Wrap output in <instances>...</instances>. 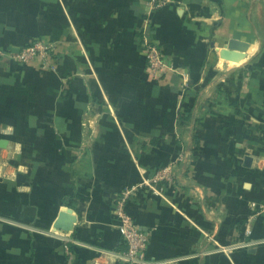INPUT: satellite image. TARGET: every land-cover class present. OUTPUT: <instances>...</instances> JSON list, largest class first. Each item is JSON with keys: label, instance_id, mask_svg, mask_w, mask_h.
<instances>
[{"label": "crops", "instance_id": "1", "mask_svg": "<svg viewBox=\"0 0 264 264\" xmlns=\"http://www.w3.org/2000/svg\"><path fill=\"white\" fill-rule=\"evenodd\" d=\"M0 0V264H264V0ZM179 72L157 81L142 39ZM44 39L57 69L13 57ZM168 262V263H166Z\"/></svg>", "mask_w": 264, "mask_h": 264}, {"label": "built area", "instance_id": "2", "mask_svg": "<svg viewBox=\"0 0 264 264\" xmlns=\"http://www.w3.org/2000/svg\"><path fill=\"white\" fill-rule=\"evenodd\" d=\"M168 0H150L148 9L151 11L162 7ZM142 47L146 53L147 70L157 81L164 80L169 74L179 72L178 68L170 62L161 45L155 41L144 38ZM61 44L44 39L33 40L22 46L13 57L19 61L37 62L41 69H57L61 54ZM177 163L170 162L155 170L151 178L138 182L123 189L116 195L113 205V214L117 219V227L122 235L126 250L115 252L119 261L127 264H151L145 259V252L149 246V235L142 231L129 212L130 203L138 201L141 194L152 190L160 191L163 186L175 184L178 179ZM168 263V262H166Z\"/></svg>", "mask_w": 264, "mask_h": 264}, {"label": "rangeland", "instance_id": "3", "mask_svg": "<svg viewBox=\"0 0 264 264\" xmlns=\"http://www.w3.org/2000/svg\"><path fill=\"white\" fill-rule=\"evenodd\" d=\"M167 2H168V1H167ZM165 4H166V3H165ZM159 8H161V7H157L156 9H159ZM156 9H153V10H156ZM153 10H152V11H153ZM178 164H179V163H177V165H178ZM178 166H179V165H178ZM178 166H177V170H178ZM154 173H155V171H154ZM154 173H153V174H154Z\"/></svg>", "mask_w": 264, "mask_h": 264}, {"label": "trees", "instance_id": "4", "mask_svg": "<svg viewBox=\"0 0 264 264\" xmlns=\"http://www.w3.org/2000/svg\"><path fill=\"white\" fill-rule=\"evenodd\" d=\"M160 167V166H159Z\"/></svg>", "mask_w": 264, "mask_h": 264}]
</instances>
